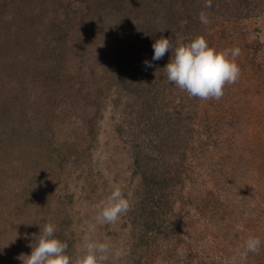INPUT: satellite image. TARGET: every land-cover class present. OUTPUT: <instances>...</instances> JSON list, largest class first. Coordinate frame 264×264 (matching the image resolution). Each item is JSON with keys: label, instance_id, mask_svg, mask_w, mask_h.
Wrapping results in <instances>:
<instances>
[{"label": "trees", "instance_id": "16d2710c", "mask_svg": "<svg viewBox=\"0 0 264 264\" xmlns=\"http://www.w3.org/2000/svg\"><path fill=\"white\" fill-rule=\"evenodd\" d=\"M210 2L206 8L205 0H0L6 183L21 193L37 185L51 199L52 184L65 171L96 168L94 150L106 131L127 161L120 190L130 210L114 225L127 264H207L203 247L193 245L197 232L186 229L187 213L211 212L214 220L243 212L235 198L227 202V177L218 178L227 154L218 149L223 115L213 113L217 101L190 99L167 80L163 67L171 51L152 60L161 36L175 45L200 35L212 46L217 37L241 31L236 22L255 16L264 3ZM202 165L213 169L212 186L200 182ZM17 175L20 182L13 181ZM259 206L250 208L254 218L244 219L257 220ZM58 238L70 240L63 230Z\"/></svg>", "mask_w": 264, "mask_h": 264}, {"label": "rangeland", "instance_id": "374dc122", "mask_svg": "<svg viewBox=\"0 0 264 264\" xmlns=\"http://www.w3.org/2000/svg\"><path fill=\"white\" fill-rule=\"evenodd\" d=\"M255 13L236 22L241 31L234 29L224 39L212 40V47L216 49H240L237 57L240 78L225 87L213 113L222 112V118H217L222 123L218 149L227 154L218 178L227 177L225 181L221 178L232 197L227 202L235 198L244 208L242 214L228 212L227 218L218 212L220 215L214 220L211 212L205 216L194 210L187 213L186 229L197 232V243L193 245L196 249L203 247L200 254L207 264H264V3ZM242 26L246 27L244 33ZM105 133L102 132L94 150L92 162L96 168L83 174L80 169H73L71 173L65 171L60 177L62 180L52 184L51 199L44 188L37 185L22 193L15 191L6 183V171L0 170V181H4L0 186V264H21L17 257L21 253L31 254L29 245L33 234L38 235L39 225L45 222L57 226V237L61 230L70 237L69 255H74L84 238L89 237L110 243L108 264H127L124 239L116 224H101L96 220L98 205L111 191L120 190V184L128 175L123 149L117 148L114 139L106 138ZM206 163L209 165L208 161ZM200 170V182L212 186L213 169L202 165ZM16 178L18 175L13 181L20 182ZM257 205H260L257 220L246 221L244 218L255 217L250 208ZM210 208L214 212V206ZM249 236L260 238V251L240 255Z\"/></svg>", "mask_w": 264, "mask_h": 264}, {"label": "clouds", "instance_id": "9594fccd", "mask_svg": "<svg viewBox=\"0 0 264 264\" xmlns=\"http://www.w3.org/2000/svg\"><path fill=\"white\" fill-rule=\"evenodd\" d=\"M205 7H211L210 0H205ZM199 19L204 25L210 22L204 11L200 12ZM152 48L153 61L162 59L171 51L163 70L167 80L190 99L219 101L225 87L235 84L240 78L241 69L237 63L240 49H216L204 36L198 35L175 45L172 39L161 36L154 41ZM144 63L146 67H152L150 62ZM129 210V199L117 188L98 205L96 220L101 224H115ZM39 227V234H33V242L29 245L31 254L21 253L17 257L21 264H108L111 252L109 242L85 237L75 254L69 255L68 244L56 236L55 224L45 222ZM260 248V238L249 236L240 255L259 253Z\"/></svg>", "mask_w": 264, "mask_h": 264}]
</instances>
